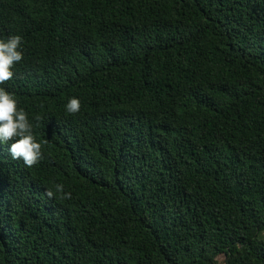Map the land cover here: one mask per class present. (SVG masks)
<instances>
[{
	"label": "trees",
	"instance_id": "obj_1",
	"mask_svg": "<svg viewBox=\"0 0 264 264\" xmlns=\"http://www.w3.org/2000/svg\"><path fill=\"white\" fill-rule=\"evenodd\" d=\"M13 35L0 264H264V0H0Z\"/></svg>",
	"mask_w": 264,
	"mask_h": 264
},
{
	"label": "clouds",
	"instance_id": "obj_2",
	"mask_svg": "<svg viewBox=\"0 0 264 264\" xmlns=\"http://www.w3.org/2000/svg\"><path fill=\"white\" fill-rule=\"evenodd\" d=\"M21 44L22 38L19 35L0 39V82L13 76V65L22 59ZM64 107L68 114H75L80 109V101L70 97ZM32 128L33 124L29 122L24 110L17 107L14 95L0 87V146L7 144L10 157L21 160L25 166L34 165L41 156V143L36 142ZM9 141L12 142L8 143ZM54 188L60 194L63 186L56 184ZM46 194L51 196L52 192L48 191ZM69 196V193H63V198L67 199Z\"/></svg>",
	"mask_w": 264,
	"mask_h": 264
},
{
	"label": "rangeland",
	"instance_id": "obj_3",
	"mask_svg": "<svg viewBox=\"0 0 264 264\" xmlns=\"http://www.w3.org/2000/svg\"><path fill=\"white\" fill-rule=\"evenodd\" d=\"M223 261H224V257H223V256H219V257L217 258V262H219V263H223Z\"/></svg>",
	"mask_w": 264,
	"mask_h": 264
}]
</instances>
